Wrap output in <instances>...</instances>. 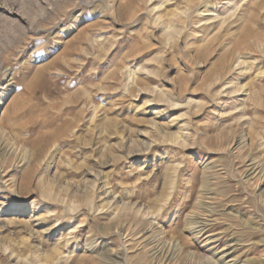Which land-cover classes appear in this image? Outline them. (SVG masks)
<instances>
[{
	"label": "rangeland",
	"instance_id": "obj_1",
	"mask_svg": "<svg viewBox=\"0 0 264 264\" xmlns=\"http://www.w3.org/2000/svg\"><path fill=\"white\" fill-rule=\"evenodd\" d=\"M0 100V264H264V0H0Z\"/></svg>",
	"mask_w": 264,
	"mask_h": 264
},
{
	"label": "bare ground",
	"instance_id": "obj_2",
	"mask_svg": "<svg viewBox=\"0 0 264 264\" xmlns=\"http://www.w3.org/2000/svg\"><path fill=\"white\" fill-rule=\"evenodd\" d=\"M245 1V0H244ZM183 12V11H182ZM183 15H187V13L184 11L183 13H182ZM179 15V14H178ZM182 15V16H183ZM217 17V16H216ZM161 22V24H162V27H163V31L166 33V34H169V35H172V34H176L177 33V29H176V26L175 25H173L171 22H165V20L164 21H160ZM209 24V23H208ZM178 25V24H177ZM179 26V25H178ZM178 30H181L180 28H178ZM178 34V33H177ZM237 66L238 67H242L243 65H242V63L241 62H239V61H237ZM231 83H227L226 84V86H227V88L225 89V91L227 90H230L231 89ZM243 92V91H242ZM225 93V92H224ZM229 93H232V94H239L237 91H233V90H230L229 91ZM228 94V93H227ZM226 94V95H227ZM240 95H242V93H240ZM238 97H239V95H237ZM1 101V100H0ZM167 101V100H166ZM169 101V100H168ZM167 101V102H168ZM171 103V102H170ZM172 105H174V107H177V106H179V104H173V102H172ZM169 106V105H168ZM170 106H171V104H170ZM172 108H173V106H172ZM180 116H182V115H180ZM182 118V117H181ZM181 118H178V122H177V125H181V126H178V129H179V133L181 134V137H184V136H186V131H187V126H186V124H183L182 125V123L181 122H183L182 121V119ZM179 123H181V124H179ZM184 123V122H183ZM139 216L140 217H142V218H144V219H148V220H151L150 221V224L151 225H153V222L155 221L154 219V217H149V214L148 213H146V212H143V211H139ZM151 216V215H150ZM201 220V219H200ZM204 220V219H203ZM197 224H199V227L197 228L198 230H196V232H197V234L198 235H200V234H202L203 233V231L205 230V227L207 226V225H205V223L203 222V221H200V222H197ZM197 227V226H196ZM149 232V231H148ZM151 232V231H150ZM211 241V240H210ZM155 242V241H154ZM208 242V241H207ZM215 242V241H214ZM213 243V242H212ZM155 248L157 249V247L155 246ZM232 250V249H231ZM112 252V251H111ZM115 254V253H114ZM224 254V253H223ZM111 255V254H110ZM113 255V254H112ZM228 255V254H227ZM107 259H111L110 258V256H107L106 257Z\"/></svg>",
	"mask_w": 264,
	"mask_h": 264
}]
</instances>
